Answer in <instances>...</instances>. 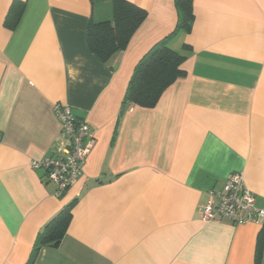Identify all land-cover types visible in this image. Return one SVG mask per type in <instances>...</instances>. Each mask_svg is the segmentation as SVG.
Wrapping results in <instances>:
<instances>
[{"label": "crops", "instance_id": "obj_1", "mask_svg": "<svg viewBox=\"0 0 264 264\" xmlns=\"http://www.w3.org/2000/svg\"><path fill=\"white\" fill-rule=\"evenodd\" d=\"M129 1L147 19L104 63L88 28L112 18L111 0H0V264H28L71 204L62 242L34 264H256L264 219L207 223L202 211L236 172L264 209V0H194L192 31L170 42L186 76L153 108L124 107L125 95L178 13L175 0ZM57 104L95 141L61 197L31 166L63 147Z\"/></svg>", "mask_w": 264, "mask_h": 264}, {"label": "trees", "instance_id": "obj_2", "mask_svg": "<svg viewBox=\"0 0 264 264\" xmlns=\"http://www.w3.org/2000/svg\"><path fill=\"white\" fill-rule=\"evenodd\" d=\"M112 18L102 22L91 20L88 28L90 50L104 63H110L124 51L135 32L145 22L148 12L129 0H111ZM178 22L173 33L155 44L139 61L129 82L124 107L135 105L153 108L163 93L179 78L186 76L183 67L187 55L170 47L171 40L180 32L190 33L194 24V0H175ZM187 48V47H186ZM72 204L62 210L38 237L28 264H34L43 247H58L73 220ZM264 235L260 236L256 264L262 261Z\"/></svg>", "mask_w": 264, "mask_h": 264}, {"label": "built area", "instance_id": "obj_3", "mask_svg": "<svg viewBox=\"0 0 264 264\" xmlns=\"http://www.w3.org/2000/svg\"><path fill=\"white\" fill-rule=\"evenodd\" d=\"M54 111L62 126L63 147L57 156L34 160L31 166L45 172L48 181L56 186V196L61 197L82 176L95 141L89 124L79 119L70 106L57 104ZM209 194V201L202 211L204 222L228 220L244 225L261 223L264 219V209L257 206L256 197L246 186L242 173H232L221 189Z\"/></svg>", "mask_w": 264, "mask_h": 264}]
</instances>
